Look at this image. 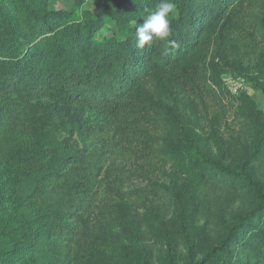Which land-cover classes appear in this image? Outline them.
I'll return each instance as SVG.
<instances>
[{
  "label": "trees",
  "instance_id": "obj_1",
  "mask_svg": "<svg viewBox=\"0 0 264 264\" xmlns=\"http://www.w3.org/2000/svg\"><path fill=\"white\" fill-rule=\"evenodd\" d=\"M100 1L104 15L112 17L125 33L122 38L115 35L98 41L99 17L76 22L72 13L44 15L27 0H0V94L15 97L12 113L18 114L15 119L10 114L3 123L22 127L24 134L43 147L42 158L53 162L47 169L37 163L39 158L34 162L32 155L18 157L20 169L27 170L22 177L33 187L28 205L48 214V236L45 232L44 238L29 236L20 242L12 236L14 231L7 239L0 232L5 249L0 264H36L23 257L49 253V245L65 248V260L87 263L92 255L89 250L81 246L72 253L83 233L80 221L100 209L97 218L101 222L119 218L126 228L134 229L133 211L147 205L150 194L131 189L132 185L146 182L155 194L170 196L171 191L152 174L176 163L183 154L196 159L200 175L209 183L241 187L255 198L250 208L228 224L216 244L206 246L201 259L187 264H264V190L253 171L247 170L264 158V114L249 95L238 97L235 117L252 140V149L244 155V166L235 170L212 156L208 139L191 131L185 147L175 146V126L145 86L150 76L169 69L185 76L197 66L190 63L211 49L210 74L215 88L221 90L225 68H233L264 95V53L258 62L261 75L250 76L241 61H230L225 42L217 36L229 23L228 15L241 14L238 3L246 0H170L178 15L170 16L169 37L144 49L136 47V28L159 0ZM252 1L253 7L241 15L264 42V0ZM133 22H137L134 28ZM44 98L78 105L101 118L87 130L85 147L65 159L56 148L44 145L47 132L39 134L42 118L38 114L42 110L34 102ZM102 189L109 193L104 209L98 204ZM70 217L76 223L66 220ZM160 237L167 247V264H177L170 238L165 234Z\"/></svg>",
  "mask_w": 264,
  "mask_h": 264
},
{
  "label": "rangeland",
  "instance_id": "obj_2",
  "mask_svg": "<svg viewBox=\"0 0 264 264\" xmlns=\"http://www.w3.org/2000/svg\"><path fill=\"white\" fill-rule=\"evenodd\" d=\"M27 1L44 15L72 13L76 22L89 16L101 18L98 41L125 34L112 17L104 15L105 8L100 0ZM5 4L8 5L7 2ZM238 4H241L242 15L254 5L252 0ZM173 7V16L177 17L176 7ZM241 14L228 15L229 23L223 28V33L217 32V36L225 42L230 61H241L242 67L249 69L250 76L261 75L258 62L264 53V42L250 29L249 21H245ZM136 25L137 22H133L131 27ZM212 54L211 49L203 51L196 61L190 63L197 66L185 76L169 69L160 75L150 76L145 86L149 95L165 108L168 119L174 124L176 135L172 140L175 146L185 147V138L191 131L209 140V150L215 159L224 162L225 167L239 170L244 166V155L252 149V140L235 117L240 106L238 97L242 93L249 95L264 114V95L233 68H225L221 90L215 88L210 74ZM220 66L224 68L221 63ZM229 80L237 83L245 81L240 94L233 95L228 90L226 82ZM15 102L14 96L0 94V232L7 239L14 231L12 236L15 240L23 242L30 237L35 240L44 238L49 220L43 209L28 205L33 187L28 179L22 177L27 170L20 169L18 157L32 155L34 162L39 158L37 163L47 169L53 162L42 158L40 151L43 147L36 144V139L24 134L22 127L3 123L10 114L14 115L13 119L18 117V114L12 113ZM34 103L42 110L38 114L42 118L38 130L39 134L47 132L44 145L56 148L63 159L85 147L89 136L87 130L101 121L95 114L87 113L72 103H59L47 98ZM198 165L196 159L183 154L176 163H170L163 171L152 174L155 180L171 191L170 196L155 194L146 182L132 185L131 189L146 190L150 194L147 205L133 211L134 229L126 228L119 218L101 222L97 218L100 209L93 217L82 219L79 224L83 223V233L75 241L72 253L76 254L81 246L89 250L92 255L85 264H167V247L160 237L165 234L170 238L177 264L201 259L206 246L216 244L228 224L250 208L255 198L241 187L209 183L200 175ZM247 170L253 171L264 190V158L250 164ZM108 198L109 193L102 189L98 196L101 209L105 208ZM66 220L75 222L73 217ZM49 246V253L41 256L28 254L23 259L35 260L36 264H78L72 259H64L62 252L65 248ZM4 250L0 239V258L4 257ZM64 254L68 255L67 252Z\"/></svg>",
  "mask_w": 264,
  "mask_h": 264
},
{
  "label": "clouds",
  "instance_id": "obj_3",
  "mask_svg": "<svg viewBox=\"0 0 264 264\" xmlns=\"http://www.w3.org/2000/svg\"><path fill=\"white\" fill-rule=\"evenodd\" d=\"M173 13L174 7L170 0H159L144 23L136 28V47L144 49L156 40H166L170 35V16Z\"/></svg>",
  "mask_w": 264,
  "mask_h": 264
},
{
  "label": "built area",
  "instance_id": "obj_4",
  "mask_svg": "<svg viewBox=\"0 0 264 264\" xmlns=\"http://www.w3.org/2000/svg\"><path fill=\"white\" fill-rule=\"evenodd\" d=\"M226 81V80H225ZM245 81H241L240 83L233 82L229 80V82H226V86L228 87V90L233 94V95H238L241 93V88L244 85Z\"/></svg>",
  "mask_w": 264,
  "mask_h": 264
}]
</instances>
